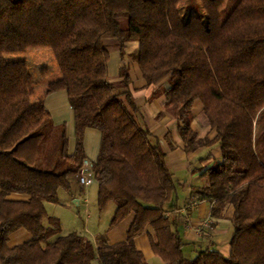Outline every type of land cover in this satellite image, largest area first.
Segmentation results:
<instances>
[{"label": "trees", "instance_id": "trees-1", "mask_svg": "<svg viewBox=\"0 0 264 264\" xmlns=\"http://www.w3.org/2000/svg\"><path fill=\"white\" fill-rule=\"evenodd\" d=\"M179 3L0 0V51H52L59 76L45 83L43 92H66L75 136L69 153L60 127L58 159L50 164L35 120L44 116L29 99L24 62L2 59L0 264H148L133 243L143 232L163 264H264V161L256 143V127L264 124V0H197L200 14L185 19ZM107 40L118 43L121 55L127 42L138 43L129 57L146 85L167 76L165 104L176 113L187 152L218 143L219 160L203 170L205 184L191 192L211 202L212 215L233 207L227 256L215 248L189 256L172 228L174 220L163 207L172 200L174 179L164 151L141 123L127 66L119 67L116 80L108 79ZM196 99L215 130L212 140L197 138L190 128ZM86 128L100 132L99 151L90 163L97 209L115 204L110 228L132 216L125 239L114 244L95 243L77 231L62 233L58 218L48 216L45 207L60 204L59 190L70 191L77 179ZM9 193L28 199L12 200ZM18 229L31 238L8 245Z\"/></svg>", "mask_w": 264, "mask_h": 264}, {"label": "crops", "instance_id": "crops-1", "mask_svg": "<svg viewBox=\"0 0 264 264\" xmlns=\"http://www.w3.org/2000/svg\"><path fill=\"white\" fill-rule=\"evenodd\" d=\"M109 52L107 61V76L110 80L118 78V70L122 64L128 68L130 76V89L132 96L141 109V123L152 134L153 138L159 143L160 148L165 153V162L170 170L175 182V190L172 194V200L164 204L166 214L174 220V230L186 242L184 247L189 256H194L197 251L208 248L217 249L222 255L227 256L229 253V240L233 233L232 215L233 207L231 205L221 212L220 215H212L211 202L208 199H199L197 194L192 193L193 187H202L205 184V178L201 175L203 170L211 166L220 158V147L217 142L208 145H201L194 151L187 152L184 143L178 133L177 116L171 105L165 104V96L163 90L168 87L167 76L160 79L158 82L146 85V82L141 74L138 65L132 61L129 55L137 50L138 43L136 41L127 42L124 45L123 54L120 53L119 45L114 40L105 42ZM2 53V52H0ZM22 53V52H21ZM25 54L28 74L26 75L27 85L29 87L30 96H33L36 110L40 116L48 113L53 124H61L66 122L67 150L69 153L74 149V117L73 111L68 103V97L64 90L52 92L43 95L44 83L42 75H38L32 66L33 61L38 59V52L28 51ZM0 54V61H1ZM25 62L24 60H21ZM31 65V66H30ZM52 76L55 72L52 70ZM26 74V73H25ZM40 87L42 93H39ZM191 106L192 120L190 128L196 134L197 138H208L212 140L215 137V130L209 125L208 119L203 111V105L200 100H194ZM47 115V114H46ZM82 145L85 160L92 163L98 154L100 145V132L95 128H86L83 134ZM95 183V182H94ZM96 185V183H95ZM60 191V190H59ZM62 192V199L59 196V203H46V211L48 216L51 208L54 205L64 206V200L67 199L76 205L86 203V188L79 186L77 179L74 181L70 191ZM97 192V186H96ZM7 198L12 200H27L28 195L20 193H9ZM197 198L194 205L187 203ZM87 204V203H86ZM188 205V206H187ZM187 206V207H186ZM97 208V206H96ZM115 210V204L109 202L106 207L98 212V218L93 220L96 224L97 232L89 231V227L85 230L77 231L85 234L95 243L102 242L103 239L108 244H114L123 241L126 237V231L132 221V216H127L117 226L110 228L109 222ZM86 217L91 218L89 211L86 212ZM86 218V219H87ZM59 220V218H58ZM90 221V220H89ZM60 223V220H59ZM47 225L48 221H44ZM62 233L76 231L65 230L60 224ZM31 238L30 233L25 229H18L10 233L8 236V245L13 246ZM135 246L142 252L148 264H163L161 258L154 254L150 246L149 237L146 232L135 237Z\"/></svg>", "mask_w": 264, "mask_h": 264}, {"label": "rangeland", "instance_id": "rangeland-1", "mask_svg": "<svg viewBox=\"0 0 264 264\" xmlns=\"http://www.w3.org/2000/svg\"><path fill=\"white\" fill-rule=\"evenodd\" d=\"M223 10V14L226 13L228 10ZM179 13H181L182 17L185 19L189 17L190 15H197L200 14V10L198 8L197 0H180L179 3ZM122 24L125 26L126 21L122 20ZM28 51H37L38 52V59L36 61H33L32 66L37 72L38 75H42L43 81H46L45 83L55 79L57 76H59V71H57V65L55 58L52 54V51L49 49H38V50H5L0 51L1 59H19L24 60V70L29 77L28 74V66L27 60L25 57V54L23 52ZM22 52V53H21ZM31 66V65H30ZM52 70L55 72V75L52 76ZM44 83V85H45ZM43 85V87H44ZM46 86V85H45ZM45 88V87H44ZM61 90V89H60ZM39 93H42V88L38 90ZM44 91V90H43ZM59 91V90H57ZM55 92V91H54ZM50 94V93H49ZM44 95V92H43ZM31 101H34L33 96H30ZM47 114V115H46ZM44 114V117L41 118L40 121L36 120L37 131L42 132L43 134V142H42V150L43 152L48 153L49 163H53L55 160L58 159V151H59V138L60 137V127H64L65 132L67 129L66 122L57 124L54 128L50 129L49 123H52V120L50 119L48 113ZM256 143H257V149L260 152V157H262L264 161V124H258L256 127ZM47 168L54 169V171H60V168H53L51 165H48ZM62 190L59 191L58 195L61 196L60 199H62ZM87 195V204L81 203L79 205H76L75 203H72L71 201H68L67 199L64 200V206L54 205L55 207H52L50 214H54L57 216L60 220V224L63 229L65 230H76V231H83L85 228L89 227V231L97 232V228L95 227L96 224L93 222V220H96L98 218V212L96 208V185L94 182H92L88 187H86ZM189 203V202H188ZM187 203V204H188ZM89 211L91 214V218L88 219L86 217V212ZM87 218V219H86ZM90 220V221H89ZM153 264V263H151Z\"/></svg>", "mask_w": 264, "mask_h": 264}, {"label": "built area", "instance_id": "built-area-1", "mask_svg": "<svg viewBox=\"0 0 264 264\" xmlns=\"http://www.w3.org/2000/svg\"><path fill=\"white\" fill-rule=\"evenodd\" d=\"M75 178H77V182H78L80 187H82V188L88 187L93 181L92 164H90V162H88L87 160H84L82 162V164L78 170L77 176ZM196 199L197 198L191 199L189 201L188 205H194L197 202Z\"/></svg>", "mask_w": 264, "mask_h": 264}]
</instances>
